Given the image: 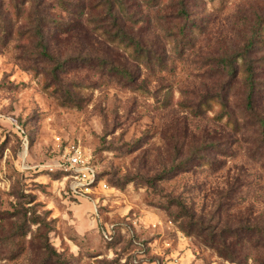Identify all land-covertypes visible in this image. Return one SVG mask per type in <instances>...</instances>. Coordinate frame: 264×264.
<instances>
[{"label":"rangeland","instance_id":"1","mask_svg":"<svg viewBox=\"0 0 264 264\" xmlns=\"http://www.w3.org/2000/svg\"><path fill=\"white\" fill-rule=\"evenodd\" d=\"M76 150L98 172L78 193ZM262 214L264 0H0V264H43L45 237L60 264H258L246 234L239 263L205 236Z\"/></svg>","mask_w":264,"mask_h":264},{"label":"trees","instance_id":"2","mask_svg":"<svg viewBox=\"0 0 264 264\" xmlns=\"http://www.w3.org/2000/svg\"><path fill=\"white\" fill-rule=\"evenodd\" d=\"M185 10V9H184ZM182 12V11H181ZM186 13H183L182 15H185ZM187 25H188V21L186 22V24H184L181 28L178 29L177 31V38H178V44H180V42L182 41L184 43V39L186 38V30H187ZM114 39H117L119 41H122L124 39V34L121 35H117L115 36ZM137 50L140 53V55L142 57H149V54L151 53V51L149 49L145 50L142 49V46H136ZM48 59L52 60V56H47ZM71 61L77 62L78 63H73L74 65H90L92 63V61L90 59H87V57L84 58H76V59H71ZM159 61V60H158ZM160 62V61H159ZM160 64H162V62H160ZM96 66H98L101 71L105 72L108 71L109 75L114 76L116 79L121 80L125 83H131L133 82L134 76L133 73L131 72V70L129 68H126L124 66H115L113 64H110L108 62H106V60H100L98 62H96ZM66 67V63H58V65L56 66V68L53 70V72L55 71H63L64 68ZM218 67H220L225 76L227 77V79L233 80L236 78V76L234 75L235 73V67L233 65V62L230 58H226V59H220L218 60ZM252 74H249L248 76V84H247V89H248V98H249V103L247 105V109L250 112V118H252V115H254V107L251 104V98H252V94L254 92V80H252L251 78ZM235 77V78H234ZM223 109H224V113L221 114V118H223L224 116H228L227 113H225L226 109H227V105L225 103H222ZM262 127V126H260ZM263 135V132L260 133V136ZM214 146L217 149H222V145H220V142L218 141V144L213 143ZM206 148V147H205ZM100 177V176H99ZM184 206H181V208H183ZM260 220L256 218H253L251 220H247V225H240V229L244 228L243 230H235L232 232L233 234V238L235 240H230L229 239V235H226L225 233L220 232V234H218V236L214 233V232H208L205 236V239L207 241V243L209 245H211L212 247H214L215 249H217V251L220 253V255L224 258L227 259H231L233 262H237L239 263L240 260L242 258H240L236 248L239 245V242L241 239H239V236L241 234H246L245 237L248 238L249 243H251L254 247L255 250H264V214L261 215ZM262 221V226H259L258 222ZM35 223H39L40 227H42L41 229H43L44 227L48 226L49 224L46 223V221L44 219H42L41 217L38 216L37 220H34ZM241 223H243V220L241 221ZM192 225H194L193 229H195V231H197V233H203L204 227L201 226V224L199 222L194 223L191 222ZM49 227V226H48ZM41 249L44 250L43 251V264H60L61 262V255L57 253V251L51 246V244L49 243V238L45 237L41 243ZM258 264H264V256L262 258H259L258 260Z\"/></svg>","mask_w":264,"mask_h":264},{"label":"built area","instance_id":"3","mask_svg":"<svg viewBox=\"0 0 264 264\" xmlns=\"http://www.w3.org/2000/svg\"><path fill=\"white\" fill-rule=\"evenodd\" d=\"M90 158L81 151H68L64 156L59 171L73 178V191L78 193L82 188L90 190L98 180V172L90 165ZM106 187V185H105Z\"/></svg>","mask_w":264,"mask_h":264}]
</instances>
